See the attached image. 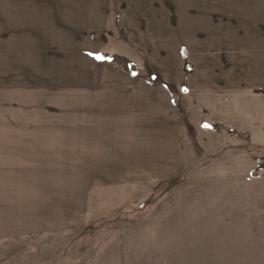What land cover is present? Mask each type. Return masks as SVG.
<instances>
[{
    "label": "crops",
    "instance_id": "crops-1",
    "mask_svg": "<svg viewBox=\"0 0 264 264\" xmlns=\"http://www.w3.org/2000/svg\"><path fill=\"white\" fill-rule=\"evenodd\" d=\"M214 21L243 38L222 51L264 54V0H0V242L72 228L92 185L180 170L182 49L129 38Z\"/></svg>",
    "mask_w": 264,
    "mask_h": 264
},
{
    "label": "rangeland",
    "instance_id": "rangeland-1",
    "mask_svg": "<svg viewBox=\"0 0 264 264\" xmlns=\"http://www.w3.org/2000/svg\"><path fill=\"white\" fill-rule=\"evenodd\" d=\"M221 24L194 36L129 38L186 52L182 83L171 88L181 110L180 170L92 185L72 228L0 242V264H264V129L252 125L264 121V54L222 51L243 38L230 36L235 22ZM125 40L110 44L120 51Z\"/></svg>",
    "mask_w": 264,
    "mask_h": 264
},
{
    "label": "trees",
    "instance_id": "trees-1",
    "mask_svg": "<svg viewBox=\"0 0 264 264\" xmlns=\"http://www.w3.org/2000/svg\"><path fill=\"white\" fill-rule=\"evenodd\" d=\"M186 59H187L186 52L183 51V60H186ZM132 69H133V68H132ZM185 69H190V66L186 64Z\"/></svg>",
    "mask_w": 264,
    "mask_h": 264
},
{
    "label": "snow or ice",
    "instance_id": "snow-or-ice-1",
    "mask_svg": "<svg viewBox=\"0 0 264 264\" xmlns=\"http://www.w3.org/2000/svg\"><path fill=\"white\" fill-rule=\"evenodd\" d=\"M98 58H100V57H98Z\"/></svg>",
    "mask_w": 264,
    "mask_h": 264
}]
</instances>
